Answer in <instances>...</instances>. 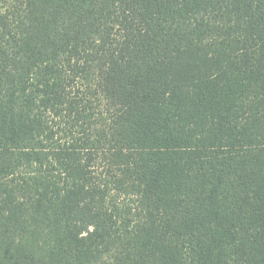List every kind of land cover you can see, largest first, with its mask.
<instances>
[{"label":"trees","instance_id":"16d2710c","mask_svg":"<svg viewBox=\"0 0 264 264\" xmlns=\"http://www.w3.org/2000/svg\"><path fill=\"white\" fill-rule=\"evenodd\" d=\"M0 264H264V0H0Z\"/></svg>","mask_w":264,"mask_h":264}]
</instances>
